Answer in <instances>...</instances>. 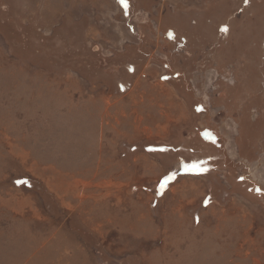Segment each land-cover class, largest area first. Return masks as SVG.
Segmentation results:
<instances>
[{
    "label": "rangeland",
    "instance_id": "obj_1",
    "mask_svg": "<svg viewBox=\"0 0 264 264\" xmlns=\"http://www.w3.org/2000/svg\"><path fill=\"white\" fill-rule=\"evenodd\" d=\"M123 5L0 0V264H264V0Z\"/></svg>",
    "mask_w": 264,
    "mask_h": 264
},
{
    "label": "crops",
    "instance_id": "obj_2",
    "mask_svg": "<svg viewBox=\"0 0 264 264\" xmlns=\"http://www.w3.org/2000/svg\"><path fill=\"white\" fill-rule=\"evenodd\" d=\"M111 197V196H110ZM110 197H107V199H109ZM103 198L102 199H100L99 200V202H103ZM121 200V201H120ZM133 201H135V199H133ZM92 201H90V199H88L87 201H85L84 203L86 204V205H88L89 206V208L88 209H94L93 207H91L92 206V203H91ZM108 201H104L103 203H101V204H97L98 205V207H96L95 209H94V213H99V211L100 210H102V207H104V205L103 204H105L106 205V203H107ZM123 202V200L122 199H119V200H117V202H114L113 201V203H112V206H110V210L111 209H115L116 211L117 210H119V209H121V210H127V208L128 207H130L131 205L130 204H128V203H124ZM123 205H125V208L123 209ZM135 208V207H134ZM133 212H136V210L135 209H133ZM121 213H124V212H121ZM86 214L83 212L82 214H81V217L83 218L84 216H85ZM86 218H91V216H87ZM134 218L132 217V220H133ZM116 224H117V222L116 221H114ZM92 223V222H91ZM89 226V225H88ZM89 227H91V228H93V229H95L96 227H98L97 229H100L101 227H102V225H100V224H95V225H90ZM122 228V227H121Z\"/></svg>",
    "mask_w": 264,
    "mask_h": 264
},
{
    "label": "trees",
    "instance_id": "obj_3",
    "mask_svg": "<svg viewBox=\"0 0 264 264\" xmlns=\"http://www.w3.org/2000/svg\"><path fill=\"white\" fill-rule=\"evenodd\" d=\"M120 1V0H119ZM250 3V0H243V5L245 4V5H248ZM127 7V6H126ZM126 7H124V5H123V9H124V11L123 10H121L123 13H126V11H127V8ZM129 11V10H128ZM123 16H125V15H123ZM170 31L171 30H169L168 31V33H170ZM227 31H228V29H227ZM226 31V32H227ZM167 39L170 41V42H172L171 41V39L168 37V34H167ZM224 39V38H223ZM127 70H128V68H127ZM129 71H130V68H129ZM179 76H180V74H178ZM179 76H177V78L179 79ZM182 77V76H181ZM176 78V79H177ZM121 85H123V84H120L119 85V90L120 91H125V89H126V86H123V87H120ZM122 91V92H123ZM199 108L201 109V104H197L196 106H195V110H196V112H198V110H199ZM199 134L205 139V140H208L207 139V137H206V131H204V130H199ZM208 136V135H207ZM197 166H199V165H197ZM199 167H198V169L196 168V166L194 165V164H191V165H188V166H185L184 168H183V173H188V174H191V173H200V171H199ZM172 177V176H171Z\"/></svg>",
    "mask_w": 264,
    "mask_h": 264
},
{
    "label": "snow or ice",
    "instance_id": "obj_4",
    "mask_svg": "<svg viewBox=\"0 0 264 264\" xmlns=\"http://www.w3.org/2000/svg\"><path fill=\"white\" fill-rule=\"evenodd\" d=\"M120 2H121L122 4H124L125 6H127V2H128V0H120ZM224 30L227 31L226 28H225Z\"/></svg>",
    "mask_w": 264,
    "mask_h": 264
}]
</instances>
